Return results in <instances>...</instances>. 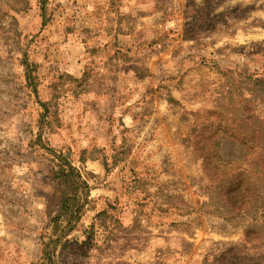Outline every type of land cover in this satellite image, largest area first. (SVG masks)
I'll use <instances>...</instances> for the list:
<instances>
[{"label": "rangeland", "instance_id": "obj_1", "mask_svg": "<svg viewBox=\"0 0 264 264\" xmlns=\"http://www.w3.org/2000/svg\"><path fill=\"white\" fill-rule=\"evenodd\" d=\"M159 2L98 104L49 62L62 0H0V264H43L67 162L87 214L57 264H264V0Z\"/></svg>", "mask_w": 264, "mask_h": 264}, {"label": "crops", "instance_id": "obj_2", "mask_svg": "<svg viewBox=\"0 0 264 264\" xmlns=\"http://www.w3.org/2000/svg\"><path fill=\"white\" fill-rule=\"evenodd\" d=\"M62 2V21H53L48 25V31H53L52 37L56 39L52 41L49 62L62 74L75 76L79 80L85 76L90 65L99 63V70L106 80L99 86L100 89L88 90L87 94L94 102L104 104L105 96L117 92V88L123 91L121 83L125 77L127 80L134 77L136 72L138 74L139 65L145 66L152 60L151 57L154 58L155 55H151L148 49L152 40V21L159 24L161 15L165 14L161 11L159 0ZM182 7L184 5L180 3L175 14ZM152 8L155 11L153 14ZM154 29L160 31L158 27ZM95 48L100 49L97 54H93ZM75 49L79 52H75ZM108 63L112 69L107 73L105 67L110 65ZM112 80H115L114 83Z\"/></svg>", "mask_w": 264, "mask_h": 264}, {"label": "trees", "instance_id": "obj_3", "mask_svg": "<svg viewBox=\"0 0 264 264\" xmlns=\"http://www.w3.org/2000/svg\"><path fill=\"white\" fill-rule=\"evenodd\" d=\"M42 10L43 12L45 11V5L44 7H42ZM99 50L100 49L95 48L93 50V54H97ZM99 65H100L99 63L90 65L85 76L81 80H79V84H80L79 86L80 87L83 85L85 86L84 91L77 94L72 93L73 94L72 97H76L78 100H81V102H83V99L84 98L86 99V97L89 100L90 98H92L90 94H87L88 90L100 89L99 86H101V84L106 79L102 77V73L99 70ZM105 68L107 70V73L111 72L112 69L111 64ZM107 73L105 74L103 73V74L106 75ZM91 75L93 76V78ZM69 94L70 93H68V95ZM68 95H66L67 98L66 101L72 98V97H68ZM94 97H96V95L93 96V98ZM65 165L66 166L64 167H68V169L63 170L60 173H57L56 177H58V179H62L63 185L71 186L70 188L71 193L69 195L64 194L60 204L61 206L59 209V213L56 216V218L52 220L51 222L52 226L48 227V230L51 228L58 230L60 227L62 228V230H61V235L59 234L57 236L53 232L48 233V236L46 237L48 242H44L45 249L43 251V256H42L43 264H57L55 259L57 257L58 244L61 243V240L68 239L70 237V234L76 230L77 226L80 224V222H82V220L85 218L87 214L86 205L85 204L79 205L77 206L76 211H74V213L72 214V220L71 221L68 220L69 214L71 212V205H70L71 202H74L78 198L79 191L81 190V188L84 189V192H87L89 189H88V183L86 180L83 179L81 173L76 168H74L72 164L67 162L65 163ZM86 196L90 197L88 193ZM81 244L83 245L84 243Z\"/></svg>", "mask_w": 264, "mask_h": 264}]
</instances>
